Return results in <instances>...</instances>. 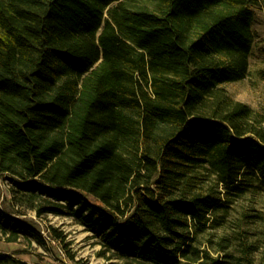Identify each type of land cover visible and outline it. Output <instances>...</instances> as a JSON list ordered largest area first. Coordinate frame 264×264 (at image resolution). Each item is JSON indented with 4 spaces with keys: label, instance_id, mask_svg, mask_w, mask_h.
<instances>
[{
    "label": "trees",
    "instance_id": "1",
    "mask_svg": "<svg viewBox=\"0 0 264 264\" xmlns=\"http://www.w3.org/2000/svg\"><path fill=\"white\" fill-rule=\"evenodd\" d=\"M261 1L0 0L10 201L70 217L124 264H264L244 226L264 191L262 118L223 87L249 71ZM0 239L76 257L60 228L1 205ZM0 264L25 262L0 250Z\"/></svg>",
    "mask_w": 264,
    "mask_h": 264
},
{
    "label": "rangeland",
    "instance_id": "2",
    "mask_svg": "<svg viewBox=\"0 0 264 264\" xmlns=\"http://www.w3.org/2000/svg\"><path fill=\"white\" fill-rule=\"evenodd\" d=\"M252 32L253 43L248 55L249 71L247 75L242 79L225 83L223 87L234 99L246 103L257 112L262 118L264 127V77L262 76V71H264V1L259 2L254 8ZM11 184L10 180H4L3 175L0 176L2 191L0 205L36 226L46 237L49 225L60 228L66 234V240L71 242L70 248L75 252L76 257L73 261L68 260L56 241H52L45 248L35 242L28 244L25 240L6 242L0 239L1 251L13 252L25 264H124L123 260L107 259L106 256L99 255L100 245L96 243V239L70 217L51 213L38 216L31 208L13 204L8 191V186ZM252 199L257 200L255 203L257 210L254 212L259 214V217H254V220L245 223L244 226L247 230V240L259 247L255 251L256 259H259L260 250L264 249V191ZM247 204L248 199L241 201V206ZM235 215H237L236 210H233L229 215L227 229L230 231H232V227H236L238 221Z\"/></svg>",
    "mask_w": 264,
    "mask_h": 264
}]
</instances>
